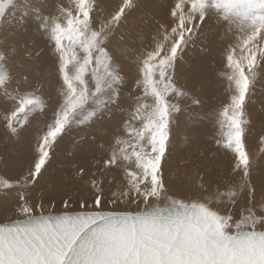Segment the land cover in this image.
<instances>
[{
    "label": "snow or ice",
    "instance_id": "1",
    "mask_svg": "<svg viewBox=\"0 0 264 264\" xmlns=\"http://www.w3.org/2000/svg\"><path fill=\"white\" fill-rule=\"evenodd\" d=\"M153 2L0 0V264H264V148L254 158L246 144L264 0ZM214 49L227 100L201 114ZM182 116L195 151L173 169ZM105 122L90 160L49 172L70 133ZM25 134L18 168L8 145Z\"/></svg>",
    "mask_w": 264,
    "mask_h": 264
},
{
    "label": "rangeland",
    "instance_id": "2",
    "mask_svg": "<svg viewBox=\"0 0 264 264\" xmlns=\"http://www.w3.org/2000/svg\"><path fill=\"white\" fill-rule=\"evenodd\" d=\"M108 2L111 3L112 5H114L116 3V0H108ZM65 3H67V0H65ZM159 3L165 4V0H159ZM152 6L153 7L156 6L155 0L153 2ZM161 16H162V11H161ZM34 38L36 40L38 39L39 40V41L37 40L38 44L40 42L39 46L43 47L42 46L43 41L42 40L40 41V39L37 37H34ZM217 39H218V37H217ZM186 59L199 60V59H201V53L199 52L198 49H193L188 53V56L186 57ZM46 60H47V58H45V61ZM204 61H205L206 85H205V88L203 90L205 93L203 94L204 104L202 107L203 109H201L202 111L200 110L201 114H203L204 112H209V113L213 112L214 110L220 108L222 103L226 102V100H227V96H226L225 91H224V85L221 83V80L218 78V73L221 71L219 50L214 49L207 57H204ZM42 67L50 69L51 65H50V63H47L46 65H42ZM260 80H262V81H260ZM218 85L220 87V90L222 91V94L218 91ZM257 93H260L258 97L256 96ZM253 98L254 99L251 102L252 104L250 105V103H249L247 105V109H248V112L250 113V117L252 119V124L250 125V129H249V131L252 130V132H249V133L252 134V136H251L252 138L253 137H255V138H253V140L252 139L247 140V137H246V141H247V143H250V144H247V146L248 145L250 146V147L248 146V149L255 158L260 154V151L258 152V151L253 150L254 147L255 148L257 147V144H256L257 139H258L257 142H260V145H258L259 149L264 148V143L261 144V137L264 136V133H263L264 126H261L259 124L260 122L259 123L257 122L258 121L257 116L260 117V116L264 115L263 113H261L262 111H264V79H258ZM260 109H262V111ZM109 123L111 125H109ZM113 123L114 122H105L104 125L99 126L98 128H90L89 130L85 129V130H81V131H79V129H76L72 133H70L69 136H67L64 139V141L61 142L59 147L56 149L55 155L53 156V158L50 161L49 172L51 171L50 173L70 174L71 170L75 164L79 163L81 160H84V159L90 160L91 159V151H89V149L92 150L96 146V144L91 140V137L95 136L96 142H105L106 143V141L110 138V132L112 130ZM179 124L181 126V129L179 126L175 131V146H174V150H173V158L174 159H173V164L170 166L173 169H175V161L176 160H178L180 158H185L189 154H191L195 151L193 148H190L188 146V144L186 143V140H185L186 135L190 131V127L187 124V117H185V116L180 117ZM258 129H259V132L257 131ZM106 133H108V134H106ZM258 133H260V136ZM214 134H215V128L213 127L212 124L207 123V122H205V124L201 126V128L199 129V133H198L199 142H200L199 147L209 157H211L215 153V145H214L213 139H212ZM30 135L31 134H25V137L19 143H16L15 148H13L11 144L8 145L9 151L11 152L13 150L12 155L16 158L17 162L19 163V164H17L18 168H19V166L22 167L26 161V156H27L26 153H28V143L30 140ZM251 137H249V138H251ZM24 144H25V146H24ZM252 145H254V147ZM19 149H23L22 155H20L19 153H16V151H19ZM65 149H67V150H65ZM62 153H63V155H62ZM79 153H81V154H79ZM74 154H76V156ZM83 154L84 155L86 154L87 156L86 155L84 156ZM80 155H81V157H79ZM20 159H22V161H20ZM70 159H72V160H70ZM60 160H62V161L60 162ZM217 162L219 164H221L224 168H226L228 165V159L224 158V157H218ZM260 171H264V164L261 165ZM257 174H259V173H257ZM9 175H15V172L14 171L10 172ZM166 176H169L170 182L172 180L176 179L174 176H171L170 173H166ZM40 187H42V185ZM37 190H39V188ZM173 190H175V185H173ZM55 193H57V194H55ZM49 195L54 198V202L56 203L55 211H61L62 207L60 204L59 197L61 195H63V193L59 194V192H54L52 194L49 193Z\"/></svg>",
    "mask_w": 264,
    "mask_h": 264
},
{
    "label": "bare ground",
    "instance_id": "3",
    "mask_svg": "<svg viewBox=\"0 0 264 264\" xmlns=\"http://www.w3.org/2000/svg\"><path fill=\"white\" fill-rule=\"evenodd\" d=\"M110 4H111V3H110ZM37 38H38V37H37ZM37 40H38V39H37ZM38 41H39V40H38ZM40 41H41V40H40ZM39 44H40V42H39ZM42 46H43V45H42ZM46 61H47V60H46ZM46 61H45V60H44V61H40L39 63L41 64V66H42V65H46V64H47ZM260 81H262V80H260ZM218 91L222 94V91L220 90L219 85H218ZM204 93H205V92L203 91V94H204ZM259 94H260V93H257L256 96L258 97ZM253 99H254V98H253ZM253 99H252V100H253ZM203 100H204V99H203ZM257 102H258V101H257ZM259 102H260V101H259ZM208 104H209V103H208ZM251 104H252V103H250V105H251ZM205 105H206V104H205ZM216 108H217V107H216ZM201 109H203V108H201ZM201 109H200V110H201ZM260 110L262 111V109H260ZM201 111H202V110H201ZM255 111H256V110H255ZM261 113L264 114V111H262ZM263 114H262V115H263ZM257 117H258V121H257V122H258V123L260 122L259 124H260L261 126H264V115H263V116H260V117L257 116ZM253 120H254V119H253ZM253 124H254V123H253ZM109 125H111V124L109 123ZM257 125H258V124H257ZM253 126H254V125H253ZM98 127H99V126H96V127H93V128H98ZM105 127H106V126H105ZM106 128H107V127H106ZM89 129H90V128H89ZM89 129H88V130H89ZM102 129H103V128H102ZM180 129H181V126H180ZM81 130H82V129H79V131H81ZM84 130H85V129H84ZM257 131L259 132V129H258ZM249 132H252V130L249 131ZM76 133H77V132H76ZM76 133H75V134H76ZM263 133H264V130H263ZM94 134H95V133H94ZM258 134H259V136H260V133H258ZM261 134H262V133H261ZM253 135H254V134H253ZM251 136H252V134L249 133V135L247 136V140H251V139L253 140V138H255V137L252 138ZM261 136H262V135H261ZM249 137H251V138H249ZM254 140H255V139H254ZM255 141H256V140H255ZM257 141H258V139H257ZM257 141H256L257 147L255 148L254 145H252V146L254 147L253 150L259 152V151L261 150V149H259V147H258V145H260V142H257ZM13 143H14V142H13ZM246 144H250V143H247V141H246ZM261 144H262V142H261ZM18 145H19V144H18ZM24 146H25V144H24ZM248 146H249V145H248ZM248 146H247V147H248ZM249 147H250V146H249ZM17 149H18V148H17ZM65 150H67V149H65ZM82 150H83V149H82ZM24 151H25V150H24ZM89 151H91V149H89ZM12 152H13V150L11 151V153H12ZM85 152H86V151H85ZM87 152H88V151H87ZM16 153H19L20 155H22V154H23V149H19V151H16ZM26 154H27V153H26ZM79 154H81V153H79ZM79 154H78V155H79ZM88 154H89V153H88ZM62 155H63V153H62ZM74 155L76 156V154H74ZM78 155H77V156H78ZM83 155H84V154H83ZM85 155H86V154H85ZM85 155H84V156H85ZM64 156H65V155H64ZM86 156H87V155H86ZM21 157H22V156H21ZM24 157H25V156H24ZM26 157H27V156H26ZM59 157H60V156H59ZM79 157H81V155H80ZM60 158H61V157H60ZM63 158H64V157H63ZM74 158H75V157H74ZM76 158H77V157H76ZM18 159H19V158H18ZM58 159H59V158H58ZM58 159H57V160H58ZM64 159H65V158H64ZM62 160H63V159H62ZM62 160H60V162H61ZM70 160H72V159H70ZM74 160H75V159H74ZM20 161H22V159H20ZM23 162H24V161H23ZM66 163H67V162H66ZM18 164H19V163H18ZM19 167H20V166H19ZM58 169H59V168H58ZM50 172H51V171H50ZM51 194H52V193H51ZM55 194H57V193H55ZM59 194H60V193H59ZM55 196H56V195H55Z\"/></svg>",
    "mask_w": 264,
    "mask_h": 264
}]
</instances>
